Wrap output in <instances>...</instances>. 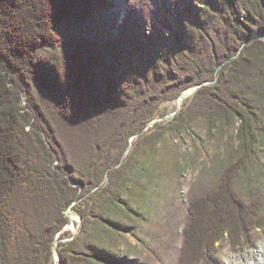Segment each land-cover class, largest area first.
Wrapping results in <instances>:
<instances>
[{
  "label": "trees",
  "instance_id": "trees-1",
  "mask_svg": "<svg viewBox=\"0 0 264 264\" xmlns=\"http://www.w3.org/2000/svg\"><path fill=\"white\" fill-rule=\"evenodd\" d=\"M126 3L116 34L99 41L73 29L111 0H0V264H53L55 252L58 264H223L218 244L254 246L264 230V0ZM32 87L81 131L69 151L53 144L57 170L30 166L18 140ZM196 88L174 130L241 121V143L215 181L191 185L182 224L168 159L155 160L164 127L144 132L163 102ZM69 210L78 234L56 246Z\"/></svg>",
  "mask_w": 264,
  "mask_h": 264
},
{
  "label": "rangeland",
  "instance_id": "rangeland-1",
  "mask_svg": "<svg viewBox=\"0 0 264 264\" xmlns=\"http://www.w3.org/2000/svg\"><path fill=\"white\" fill-rule=\"evenodd\" d=\"M126 10V0H111V4L104 12L95 16L94 23L75 27L73 35L99 41L108 40L116 34L115 24L120 23ZM240 18L242 19V17ZM253 36L257 37L256 34ZM30 96L32 98L34 96L35 101H32ZM30 96L21 95L20 106L23 108L24 113L29 114L30 125L25 128L24 132L19 134V143L27 151L30 166L37 167L41 164H50L54 170H57L60 161L53 144L56 143L62 149L69 151L80 143L81 131L75 121L64 119L58 104L47 99L36 87L30 89ZM193 96L194 94L184 99L179 98L174 101L163 102L159 107L156 120L151 122L144 132L146 136L154 135L153 131L149 132L150 129L159 124L164 127L162 130L164 135L160 141L155 160L162 164L164 159H168L163 180L168 195L173 196L172 215L182 224L188 208L186 201L191 185L201 179L209 182L215 181L218 162L230 159L233 150H238L241 143L238 138L241 121H237L234 127L226 126L223 121H220L216 124V127L210 130L209 124L199 118L192 120L187 125L185 132L178 134L175 131L176 128L171 126V122L176 118L178 112L184 111L185 104L192 103ZM140 141L139 136L129 139V145L132 146L129 149L130 152ZM46 153H48L51 163L47 162ZM178 182L181 184L180 188H177ZM173 188L174 194L170 192ZM69 213L75 216V228L68 229V225L65 231L69 235L61 241L57 240V245L60 242L64 243L72 240L78 234L80 217L74 210H69L66 213L70 221L69 224L71 223ZM256 236L258 237L257 243L243 249H234L228 242L218 244L221 262L223 264L239 263L242 255H246L251 259L255 250L259 247L264 249V230L256 231ZM58 262L59 258L53 256V264H58Z\"/></svg>",
  "mask_w": 264,
  "mask_h": 264
},
{
  "label": "bare ground",
  "instance_id": "bare-ground-1",
  "mask_svg": "<svg viewBox=\"0 0 264 264\" xmlns=\"http://www.w3.org/2000/svg\"><path fill=\"white\" fill-rule=\"evenodd\" d=\"M69 217L71 219V223L69 224L68 229L72 230L73 225L75 224V216L72 213H69ZM234 264H264V249L259 247L257 250H255L251 259H249L246 255H242L239 263Z\"/></svg>",
  "mask_w": 264,
  "mask_h": 264
},
{
  "label": "water",
  "instance_id": "water-1",
  "mask_svg": "<svg viewBox=\"0 0 264 264\" xmlns=\"http://www.w3.org/2000/svg\"><path fill=\"white\" fill-rule=\"evenodd\" d=\"M205 85H209V83H207V84H205ZM200 87H202V86H200ZM195 91H196V89H191V90H189L188 92H185V93L180 97V99H184V98H186V97H188V96L194 94ZM73 228H75V224L73 225ZM56 246H57V241H56ZM54 256H57V257H58V254L55 253Z\"/></svg>",
  "mask_w": 264,
  "mask_h": 264
}]
</instances>
